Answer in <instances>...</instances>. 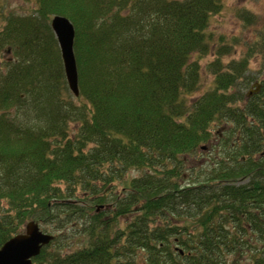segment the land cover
<instances>
[{"label":"trees","instance_id":"1","mask_svg":"<svg viewBox=\"0 0 264 264\" xmlns=\"http://www.w3.org/2000/svg\"><path fill=\"white\" fill-rule=\"evenodd\" d=\"M6 1L0 247L28 220L91 209L76 249L56 236L33 264H264V85L242 94L264 78V62L245 74L264 56L254 15L239 14L253 37L236 58L240 38L209 28L222 0H23L34 3L23 14H6ZM57 14L75 26L78 97L51 26ZM209 55L213 81L199 93ZM217 121L231 124L223 138ZM208 143L219 154L187 174L188 156Z\"/></svg>","mask_w":264,"mask_h":264},{"label":"rangeland","instance_id":"2","mask_svg":"<svg viewBox=\"0 0 264 264\" xmlns=\"http://www.w3.org/2000/svg\"><path fill=\"white\" fill-rule=\"evenodd\" d=\"M33 2H24L23 0H7L5 4V12L6 14L10 12H19L21 14L27 12V10L31 11L33 7ZM248 11L251 15H254L255 21L252 25V31L255 33V29L261 30L264 26V0H222V8L218 14L212 16V22L209 26L210 31L214 33V38L221 39V37H225L228 42H231L233 36H237L240 38V50L239 55H236V58H239L240 54H242L245 50L243 46L244 43L250 42L252 40V31H249V34L243 30L242 26V19L239 16L240 13ZM1 19V18H0ZM2 20V19H1ZM212 55L206 56L201 63V80L202 85L199 93L204 92L212 83L213 81V74L212 72L207 69V62L212 60ZM12 57V53L8 52L0 56V74H5L7 70L6 62L9 58ZM195 57V55L193 56ZM233 59V58H232ZM264 62V56H255V59L251 61L249 64V69L246 71L245 74L250 75V77H255L258 74V71L261 68L262 63ZM264 76V73L262 74ZM255 83H251L250 85H246L243 88V95L250 92H255L258 88L254 87ZM257 84V83H256ZM256 89V90H254ZM198 95V94H197ZM242 105L243 102H240ZM231 124L227 122H219L213 124L212 132L213 134L220 133L221 138L226 136L227 129L231 128ZM69 128L71 133L77 128V124L75 121L70 122ZM235 136V135H234ZM221 138L217 135L213 136V143L218 144L221 141ZM208 148L204 149L205 152L198 153L197 155H189L188 156V163L189 165H185L186 173L188 174L190 171H196L195 168L199 167L200 164L208 165L212 162V158L219 154L220 148L219 145L217 147H213L211 143H208ZM195 166V168H194ZM133 176H138L137 172H132ZM249 180L246 178L239 179L238 183H247ZM120 192L121 187L118 186L117 189L112 190L111 192ZM76 202V201H75ZM77 203V202H76ZM81 204V208L83 205H86L85 202H79ZM76 205V204H75ZM87 208V207H84ZM104 209V208H103ZM106 209V208H105ZM66 211H62L60 220H54L53 218L50 222L44 223L40 222L41 228L45 232H51L58 237L59 244L62 245L64 251L70 252V250H74L79 246L80 240L78 239L79 232L82 231V223L88 221L89 216L93 214L91 209H89V215L80 216L79 213L73 214L72 216H65L68 213L74 211L73 208H65ZM110 215V214H109ZM107 215V217H109ZM126 225L125 220H120L118 227H124ZM60 226V227H59Z\"/></svg>","mask_w":264,"mask_h":264},{"label":"water","instance_id":"3","mask_svg":"<svg viewBox=\"0 0 264 264\" xmlns=\"http://www.w3.org/2000/svg\"><path fill=\"white\" fill-rule=\"evenodd\" d=\"M51 26L60 46L68 87L77 97L80 86L74 52L75 26L69 18L58 14L52 19ZM53 239L52 233L41 230L39 222L30 220L25 225L24 232L11 237L0 247V264H33V258L39 256L42 248Z\"/></svg>","mask_w":264,"mask_h":264},{"label":"flooded vegetation","instance_id":"4","mask_svg":"<svg viewBox=\"0 0 264 264\" xmlns=\"http://www.w3.org/2000/svg\"><path fill=\"white\" fill-rule=\"evenodd\" d=\"M264 78H261L258 82H256L255 84H254V87H257L258 89L256 90V89H254V90H256L255 92H250L249 91V93H247L246 94V98L247 97H251V96H253L254 94H256V93H260V91L262 90V88H263V85H264Z\"/></svg>","mask_w":264,"mask_h":264}]
</instances>
